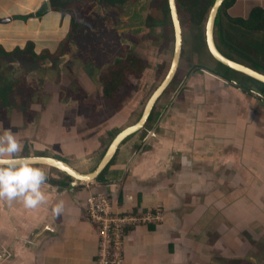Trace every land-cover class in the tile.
Masks as SVG:
<instances>
[{
	"label": "crops",
	"instance_id": "crops-1",
	"mask_svg": "<svg viewBox=\"0 0 264 264\" xmlns=\"http://www.w3.org/2000/svg\"><path fill=\"white\" fill-rule=\"evenodd\" d=\"M43 5L47 12L40 18L14 19L34 14ZM48 5L49 0H0V47L13 52L32 42L34 53L57 48L70 32L69 18ZM252 8L264 10V0H234L227 13L245 17ZM260 24L264 29V22ZM238 34L239 30L234 32ZM208 81L203 74L191 78L197 86ZM215 82L217 89L211 93L218 104L215 110L192 103L177 113L180 117L172 122L175 127L166 123V135L152 123L144 130L145 137L139 131L123 140L104 181L76 184L71 189V180L58 170L36 166L48 174L43 187L48 202L36 209L0 202V244H12L7 264H95L98 236L82 206L94 191L108 193L115 212L160 208L159 223L125 233L123 264H189V255L203 246L198 241L206 226L227 222L231 226L225 231L231 232V227L238 230L235 226L251 230L264 226V120L259 115L264 113V95L249 96L221 79ZM238 82L259 94L253 88L255 82L244 81L242 76ZM10 90L3 101L0 134L11 128L24 145L23 155L54 157L81 174L96 168L112 139L106 145L107 137L93 126L86 128L87 136H81L86 130L80 132L79 117L74 120L73 113H77L69 99L50 103L44 94L28 104L19 100L15 87ZM250 100L262 102L259 113ZM224 103L228 108H220ZM59 200L64 201V212L55 217L51 209ZM250 202L261 212L244 205ZM224 209L220 215L225 220L215 211Z\"/></svg>",
	"mask_w": 264,
	"mask_h": 264
},
{
	"label": "rangeland",
	"instance_id": "rangeland-1",
	"mask_svg": "<svg viewBox=\"0 0 264 264\" xmlns=\"http://www.w3.org/2000/svg\"><path fill=\"white\" fill-rule=\"evenodd\" d=\"M71 1H75L72 4L75 13L69 15L77 21L79 27H77L78 30L72 38L70 37L68 40H72L75 43L72 45L76 48L69 51L70 47L64 46V49H58L57 47L52 49L51 52L47 50L36 51L35 55L37 56L46 54L47 57L42 60L36 59L33 61L28 54L12 55L9 62L0 60V90L15 87L19 100H27L28 104L30 101L43 98L42 95L45 94V91L49 93V97L43 99L50 103L61 104L60 99H62V103H66V96L71 97L69 105H72L73 112L77 113H73L74 120L79 117V123L76 122L82 129L80 132H83L86 128L91 129L93 126L97 128V131L103 133L104 138L107 137V145L119 130L134 124L140 118V112L148 96L164 75L171 55V44L169 43L161 48L158 42L151 41V38H148L143 32L145 35L141 41L142 46L140 48H138L140 45L136 47L134 55H138L142 60L146 57L148 68L143 71L140 80L132 81L125 86H123L124 84L119 86L110 100L104 98L100 90L102 85L99 82V78L103 73L98 75V72L101 67L104 68L108 63H111L115 56L123 54L119 45L123 43L120 35L127 33L129 29L137 25L136 20L130 21L131 16H129L124 17L118 24H115L109 20L111 15L104 11L105 6L98 5L90 0ZM103 1L111 4V2ZM116 1L122 0H114V2ZM137 4L138 14H140L141 10L145 9L144 0H137ZM69 15L67 14V17ZM192 33L184 32V44L182 45L184 50L178 66V76L173 79L174 81L167 86L154 104L152 123L157 128L160 127L165 135L169 131L165 129L166 123L172 124L175 118L180 117L177 113H182V110L185 111L184 108L193 106L192 103L198 105L202 102L208 89L203 82L197 86L192 82H187L189 79L181 88L177 87L178 81L184 77V72L191 64L201 62L205 65L206 62L207 65L211 66L210 57L205 52L201 37L197 35L199 37L197 40L201 41L199 48L191 44ZM66 40H62V42ZM260 40L262 39L255 36L254 32H245L239 37V44H242V46L248 44L250 48H256V43ZM252 42H254V45H252ZM216 47L224 55L246 65L245 62L236 56L230 55L220 46ZM257 51L255 53L251 52L249 56L252 58L264 57V41L261 45H258ZM33 52H35V49H33ZM186 57L192 58L187 59ZM160 65H162V70L158 72L156 69ZM254 68L261 71L258 67ZM48 73H54L58 77L50 79ZM196 74L199 73L194 72L193 77ZM253 88L257 91L260 90L259 94L264 95V86H261L260 83H255ZM56 93H63V97H57ZM185 96L188 99H185ZM14 98L11 97L10 99L14 101L16 100ZM5 101L7 102V100ZM77 102L80 104L74 107ZM249 104L254 105L257 113H259L258 109L264 103L250 100ZM3 110V108L0 109V119H3ZM259 115L264 120V113L260 112ZM172 116L174 117L172 118ZM144 130L146 129L140 130V134ZM87 133L86 130V133H81V136L85 137ZM255 204L250 202L244 205L249 206V208L253 207L251 210H254L256 209ZM256 210L261 212L260 209ZM215 211H217L216 216L224 217L225 220V215H220L222 212H226L225 209ZM230 226L227 222L224 225L218 223L206 226L202 239L200 238V241H198L202 242L203 246L201 250H195L196 252L189 255V264H264V226L253 227L252 230L248 226H241L242 228L235 226L238 230H233L231 227L232 232L225 231V228L229 229Z\"/></svg>",
	"mask_w": 264,
	"mask_h": 264
},
{
	"label": "trees",
	"instance_id": "trees-1",
	"mask_svg": "<svg viewBox=\"0 0 264 264\" xmlns=\"http://www.w3.org/2000/svg\"><path fill=\"white\" fill-rule=\"evenodd\" d=\"M99 3H106L103 0H96ZM108 2H111V0H105ZM113 1V0H112ZM163 3V7L165 8L164 11L167 14L165 0H159V2ZM213 0H175V4L177 7V10H179L182 18L186 22V26L188 28H199L204 21V18L207 14V10L209 6L211 5ZM234 0H222L221 4L219 5L215 19L213 22L214 25V38L216 40V46H220L223 50H225L230 55L236 56L238 59L245 62V66H248L249 68H252L255 71L254 67L260 68L261 71H258L260 73L264 74V60L258 59V58H252L250 57V53H255L257 51L258 45H261V43L264 41V36H262V31L264 29L262 28L261 23L264 22V10L260 8H252L247 16L245 17H238V16H230L227 13V9L232 5ZM107 4V3H106ZM50 9L54 11L61 12L62 14L68 13L73 14L74 12L72 9H70V6L67 4H63L59 2V0H50ZM255 9V10H254ZM47 12V8L45 5H43L38 11H36L34 14H28L23 16H15L14 19L16 20H27L30 17H41ZM257 13V17L253 16V13ZM168 17V16H167ZM75 21L72 17L71 19V30H75ZM239 30V34L236 36L234 35V32H237ZM245 32H254L255 36L258 38H261L258 43H256V48L252 47L250 48L248 44H239V37L242 36ZM72 35V32L66 36L65 39H70ZM234 36L238 37L235 38ZM165 43L171 38V36L167 35L166 33L163 35ZM236 39V40H235ZM63 41L60 47V49H64L65 45H69V41ZM33 43L27 42L25 45V48L23 50H20L19 48L15 49L13 52H5L0 47V60H6L9 62V58L12 55H25L28 54L31 60H42L46 56V54L43 55H35L33 52ZM200 46V45H199ZM199 46H196L199 48ZM204 47V45H203ZM217 48V47H216ZM205 49V48H204ZM218 49V48H217ZM260 49V48H259ZM258 49V50H259ZM219 51V50H218ZM206 52V49H205ZM220 52V51H219ZM207 53V52H206ZM223 54L222 52H220ZM224 55V54H223ZM228 57L227 55H224ZM230 58V57H228ZM244 65V63H241ZM249 64V65H248ZM160 67V66H159ZM158 67V71L159 68ZM148 68V65L145 60H142L138 55H128L124 59L120 58L113 62V64H109L108 66H105L101 72H98V75L101 74V78H99V82L102 85V95L104 98L111 99L112 95L118 90L119 86L123 85L125 86L128 83H131L132 81H138L140 80V74H142L143 70H146ZM222 68V67H221ZM220 68V69H221ZM220 69H217L216 71L220 73L221 75L225 76L223 73L226 71H221ZM248 81L255 82L251 79H248ZM257 83V82H255ZM239 84V82H238ZM240 86H243L239 84ZM261 86H264L261 84ZM244 87V86H243ZM14 88V87H13ZM11 87V89L13 90ZM11 92L9 89L0 90V107L4 108V98L8 97V94ZM264 99V96H263ZM153 112H151L148 116V119L146 121V125L144 129H147L151 126L152 120H153ZM113 160L108 164V166L103 170V172L97 177V181H104V177L106 175V172L108 170V167L113 163ZM128 228L125 233L129 230Z\"/></svg>",
	"mask_w": 264,
	"mask_h": 264
},
{
	"label": "flooded vegetation",
	"instance_id": "flooded-vegetation-1",
	"mask_svg": "<svg viewBox=\"0 0 264 264\" xmlns=\"http://www.w3.org/2000/svg\"><path fill=\"white\" fill-rule=\"evenodd\" d=\"M90 1H92V2H94L96 4H98V5L105 6L104 11H107V13H110L111 16L109 17V20L111 22H114L115 24H118L120 20L124 19V17H129V16H131L130 17V21L131 20H133V21L136 20L137 25H135L134 27H132V29H129L127 31V33H122V35H120V38L122 37V39H123V43L122 44H119V45L121 46V49L123 51V54L121 56L120 55L115 56L114 57V60L111 61V64H113V62L116 61L117 59H120V58L124 59L126 56L131 55V54L134 55L135 54L136 47L140 45L138 47V48H140L142 46L141 41L144 39L143 36L145 34L147 35L148 38H151L150 39L151 41L158 42L159 43V46L161 48H164L167 44L170 43L171 44V50H172V28H171V24H170V19H169V14H168V9H167L166 2H165V5H166V10H167V14L168 15H166V13L164 11L165 8L163 7L162 1L159 2V0H146V4H144V6H145L144 8L145 9L143 11L141 10V13L140 14H138V9L139 8H137L138 7L137 0H122V1H116V2H114V0L113 1L111 0V4L99 3L96 0H90ZM153 1H154V3H152ZM59 2H61L63 4L69 5L70 6V9H72V11L75 13V10L73 9L74 6L72 5L73 2H75V1H71V0H59ZM48 6L50 7V0H49V5ZM131 13H132V15H131ZM176 13H177V17H178V20H179V23H180V30H181V49H180V54H179V60H178L177 66H176V71H175V74H174L172 80L170 81V83L172 81H174L173 79L175 77L178 76L177 75L178 66L180 64V59H182V55H183L182 52L184 50L182 48V45L184 44V32L192 33V31H193V33H192V39H191V44H194L196 46H199L201 44V41H202V44L204 45V48H205L203 24H204V21H205L206 16H205L204 21L202 22L201 26L198 29L197 28L190 29V28H188V26L185 25L186 22L182 18L179 10H177V7H176ZM67 14L68 13H64V15H67ZM68 18H69V23H70L69 24L70 25V34L72 32V35H71V38H72V36L77 32V30H78L77 27H79V26H78L77 21L74 19L75 20L76 27H75V30L74 31L71 30V19H72V16L69 15ZM143 32L145 34H143ZM165 33L168 36L169 35L171 36V38L166 43H165L164 37H163V35ZM151 35H152V37H151ZM197 35L199 37H201V39H202L201 41L197 40L199 38ZM65 38L66 37H64L62 40H65ZM120 38H119V43H120ZM62 40L58 44V49L63 46V45H61L62 44ZM73 43L74 42H72V40H71V41H69V45H65V47L66 46H69V47L71 46L69 48V51H72V49L74 50L76 48V47H74L72 45ZM214 43L216 45L215 38H214ZM189 58H192V57H189ZM189 58H187V59H189ZM261 58L264 60V57H261ZM143 60L147 61L146 57ZM209 60L211 61V66L207 65L206 62H205V65L202 64L201 62H195V63L191 64L190 67L184 72L185 73L184 74V77L181 78L178 81V83H177L178 86L177 87H180L181 88L188 79L189 80L187 82H191V78L193 77L192 74L194 72L195 73H199V74H202L203 73L204 76L209 77V80L210 81H208V85H206L208 87V89L206 90L207 91L206 92V95H205L206 98L204 97L203 100H202V102H200L198 104V106L199 107L200 106L201 107H207V109H213V110H215V108L218 107V104H217L216 101H214V97L212 96L211 93H212V91H214V89L215 90L217 89L216 82H215L216 78L225 81L231 88H235L236 87L235 85L238 84V77L239 76H242V78H243L244 81H247L249 78H247V77H245L243 75H240L238 72L232 71V70H230V69H228V68L220 65L219 63L215 62L212 58H210ZM169 62H170V58H169ZM169 62H168V65L166 66V69L164 71V75H165V73H166V71L168 69ZM235 62L239 63L238 61H235ZM109 64L110 63H108V65ZM159 68H160L159 71H158V68L156 70L158 72H161L162 65H160ZM102 69L103 68L101 67L99 72H101ZM217 69H220L221 71H226L225 73H223L225 76H223L220 73H218L216 71ZM261 74H263V73H261ZM141 75L142 74H140V76ZM164 75H163V77H164ZM219 75H221V76H219ZM48 76H49L50 79L55 78V77H58V75H55L54 73H48ZM60 80H61V78H60ZM45 94L49 95V93L47 91H45ZM56 95H58V97H63V93H60V94H57L56 93ZM66 97H68V96H66ZM220 98H221V100H224V98H222L221 96H220ZM220 98L217 97V101L218 102L220 101ZM257 98H261V97L258 96ZM68 99L71 100V97L70 98L69 97L66 98V101H68ZM60 100L62 102V99H60ZM155 102H154V104H155ZM226 102H229V99ZM154 104H153V107H152L151 112H153ZM222 107L228 108V106L226 105V103H224L220 108H222ZM177 123L178 122H176V124ZM145 125H146V123L144 124L143 129L145 128ZM173 126L175 127L174 124H172V127ZM141 134H142V136L145 137L146 132L143 131ZM144 137H142L141 141L143 140ZM112 160L114 161V157H113ZM34 166H42V165H34Z\"/></svg>",
	"mask_w": 264,
	"mask_h": 264
},
{
	"label": "water",
	"instance_id": "water-1",
	"mask_svg": "<svg viewBox=\"0 0 264 264\" xmlns=\"http://www.w3.org/2000/svg\"><path fill=\"white\" fill-rule=\"evenodd\" d=\"M165 2L167 5L170 24L172 28V50H171L170 62L164 77L147 98L140 113V118L134 124L123 128L115 135V137L112 139L111 143L109 144L107 151L103 156V158L101 159L100 163L90 173L81 174L72 167H70L66 162L48 156H31L32 157L31 163L33 165L48 166L50 168L58 170V172H61L71 180L69 182V187H71V189L76 184L85 186V184L91 183L92 181L96 180L97 177L108 166L110 161L113 159L119 144L123 140H126L128 137L136 134L137 132L143 129L144 124L146 123L147 118L152 110L154 102L167 88V86L170 84V81L172 80L175 74L176 66L179 60L180 49H181V30H180V23L176 13L175 0H165ZM221 2L222 0L212 1L211 5L207 10L206 18L203 24L204 43L208 56L212 58L215 62L219 63L220 65L232 71L238 72L240 75H243L255 82L264 85V74H261L258 71H255L247 66L235 62L231 58H228L223 54H221L216 48V45L214 43V35H213L214 34L213 22L215 19L217 9L221 4ZM144 4H146V0H144ZM235 86H236L235 89H240L244 93L250 94L252 96L254 95L257 97L260 96V94H257L255 91L244 88L239 84H236ZM14 239L15 237L13 238V240ZM13 240H11L10 242H12ZM10 249H12V244L9 245L8 242L7 244H0V264H7L8 262L7 260L9 259L8 257L9 252L11 251Z\"/></svg>",
	"mask_w": 264,
	"mask_h": 264
},
{
	"label": "clouds",
	"instance_id": "clouds-1",
	"mask_svg": "<svg viewBox=\"0 0 264 264\" xmlns=\"http://www.w3.org/2000/svg\"><path fill=\"white\" fill-rule=\"evenodd\" d=\"M24 145L11 128L0 134V202L9 207L21 204L25 209H36L48 202L43 190L47 172L31 163L32 157L23 155ZM52 214L59 217L64 212V201L52 207Z\"/></svg>",
	"mask_w": 264,
	"mask_h": 264
},
{
	"label": "built area",
	"instance_id": "built-area-1",
	"mask_svg": "<svg viewBox=\"0 0 264 264\" xmlns=\"http://www.w3.org/2000/svg\"><path fill=\"white\" fill-rule=\"evenodd\" d=\"M108 193L94 191L82 203L86 220L98 236L96 264H123L125 231L128 228L156 224L161 221L160 208L153 212L130 210L115 212Z\"/></svg>",
	"mask_w": 264,
	"mask_h": 264
}]
</instances>
